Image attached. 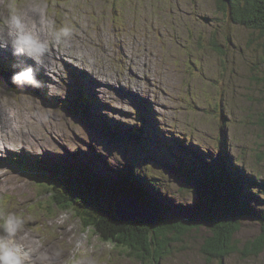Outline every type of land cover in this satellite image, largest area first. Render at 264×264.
I'll return each instance as SVG.
<instances>
[{
	"label": "rangeland",
	"instance_id": "rangeland-1",
	"mask_svg": "<svg viewBox=\"0 0 264 264\" xmlns=\"http://www.w3.org/2000/svg\"><path fill=\"white\" fill-rule=\"evenodd\" d=\"M10 3L48 40L46 60L50 59L52 68L46 73L33 60L23 57L27 60L24 63L13 56L8 48L1 54L6 62L0 67V217L11 212L24 219L17 238L29 252V264L34 260V264H142L137 260L144 257L132 250L128 255L116 243L103 242L96 231H85L72 210L55 208L48 214L49 195L39 190V179L18 166L23 160L44 171L43 160L52 159L63 166L85 164L90 171L100 173L92 161L97 159L105 169L111 168L104 177L125 176L135 166L111 131L139 124L155 136L149 148L156 149L159 156L155 160L149 155L152 169L160 170L159 162L165 161L186 166L185 171L180 168L183 174L165 167L160 173L145 172L143 180L136 174L142 184L140 193L147 196L135 193L127 205L133 209L136 203L141 205L144 214L153 217L152 222L159 216L149 206L154 205L148 197L166 204L160 215L172 219H190L196 204L202 213L206 209L213 213L205 198L204 182L192 175L190 165L206 171L205 165L214 161L224 167L229 163L232 169L225 168L248 188V171L237 169L243 161L236 163L232 158L242 156L255 168L253 172L264 178V35L235 23L225 2L0 0V30ZM65 24L73 28V35L65 42H55L51 32ZM11 59L20 67L35 64L43 86L9 87L11 71L19 70L11 67ZM2 60L0 57V64ZM81 88L92 95L88 105H99L98 112L92 114L96 122L82 112L86 121L79 119L75 113L78 107L70 102L71 95L80 96V91L75 94L73 90ZM69 105L73 106L71 112ZM138 113L145 119L139 120ZM150 117L160 128L155 133ZM224 124L228 127L227 145L216 147ZM128 147L137 161H141L138 153L147 154L139 146ZM171 151L183 154L185 164L170 163L166 156ZM57 175L66 177V173ZM223 179L224 183L206 184L213 189L210 197L217 203L223 192L233 199L239 194L238 186ZM257 186L256 182L252 192L246 191L245 201L260 209L263 202L253 200L260 189ZM202 203L207 206L204 210ZM186 230L189 234L184 241L172 243L174 250L169 257L146 264H264L261 223L250 213L235 233L238 251L223 259L210 258L201 248L205 238L214 236L208 223ZM256 247L261 251L255 253Z\"/></svg>",
	"mask_w": 264,
	"mask_h": 264
},
{
	"label": "trees",
	"instance_id": "trees-1",
	"mask_svg": "<svg viewBox=\"0 0 264 264\" xmlns=\"http://www.w3.org/2000/svg\"><path fill=\"white\" fill-rule=\"evenodd\" d=\"M220 2H225L228 13L231 15V18L235 23L258 31L260 35H264V0H220ZM222 6L224 5L222 4ZM80 96L84 99V104L81 106V110L84 115H88L90 112V108L88 106V100L90 97L89 93L87 90L82 89L80 91ZM75 113H77V111H75ZM148 121H151L149 125L155 133V129H159V127L155 124V119L150 117L148 118ZM261 121L264 125V112L261 114ZM127 126L129 127L125 130L119 129L114 134L115 138H117L120 143L124 144V148L122 149L124 151H128V145L133 144L135 146H139L141 149L144 148L147 154L138 153V157L141 161H137L135 158H132V156H129L127 160L131 161L135 168L125 176L118 175V177H103L99 172L95 173L90 171L88 168L89 166L86 167L85 164H80L78 168L77 165H47L45 163V159L43 160V164H45L46 167L45 171L42 170V168H37L39 165L35 164L32 166L23 164L21 166L32 177H34L35 180L36 178L39 179L37 180V183L40 187H42L39 190L42 192L45 191L44 196L45 193L49 195L46 199L49 203H47L48 214L52 215L53 209L55 208L60 211L72 210L82 221L85 231H96L97 235L100 234V238L103 242L112 244L116 243L123 250H126L128 255H131L129 254L131 250L137 252L139 255L144 257L143 259L137 260L142 264H146L148 261L152 260L158 262L159 259H163L166 256L169 257L174 250L172 243L184 241V238L189 234L186 228H199L205 222L212 227L214 232L213 237L205 238L201 247L204 253H209L210 258L219 257L223 259L231 253L238 251V244L234 242L235 233L238 229H240L244 219L249 218V213L254 215L256 220H260L262 231L260 238L264 239V178L257 176V174L253 172L255 168L252 167L251 164L247 165V161L242 156L232 158L233 162L236 163L243 161V164H239L237 169L243 170L242 168H245L248 171L247 173L250 178H247L246 182L248 183L247 185L249 189L247 187L240 186L237 199H233L231 198V195H228L229 193L223 192L222 199L218 203L216 201L214 202V198L210 197V195L213 194V189L206 188V184L214 183L209 181L207 177L192 174L199 182H204L205 198H208L207 203L210 202L209 206L213 207L214 216H212L213 213L211 211H207L206 204L202 203L204 207L201 208H203V210L206 209L205 214L197 210L199 206L196 204L193 206V211L196 215L194 214V216L190 219L185 221L183 218H168L160 215L162 212H165L166 204L160 203L155 199L148 197L154 206L149 205V203L148 205L152 207L157 216H159L156 218V221L152 223H145L142 221L130 222L119 220L115 214V205L116 201L121 198L122 192L130 195L139 193L146 198V193H140L142 190V184L137 180L139 178L140 180H143L144 178L142 175H145V172L160 173V170L165 167L171 171L177 169L183 174L182 170L185 171L186 169L185 165H169L166 161L159 162V165H161L160 170L152 169L150 167L149 161L151 159L149 155H151L155 160H157L159 156L156 149L150 150L149 148V145L155 140L154 134H151V132L148 131V137H146L144 135L146 132L144 127L139 124H127ZM129 128L132 129L134 133L132 134L133 136H131V133L129 132L131 130ZM221 129L222 132L221 135L219 134L218 136L216 147L224 144L227 145L228 127L224 124ZM169 137L172 142L178 141L176 137ZM181 155L183 157V154ZM181 155H176V152L171 151L166 157L167 159H170V163H172V160H175L178 162L181 161V163L185 164ZM209 155L212 156V152ZM74 156L77 157L78 154L74 153ZM221 158H226L229 160L228 162H230L228 157L222 156ZM145 159L146 163L143 164ZM24 162L26 161L23 160L22 163ZM214 162L206 164V171L201 170V173H205V175L210 177L211 180H214L216 176L215 173H217L220 169H224V172L227 173L225 178L227 179V182H230L228 181V177H232L234 175L231 174L225 167L232 169V166L227 163L224 167L221 164ZM56 172L66 173V177L63 175L56 176ZM44 179L45 181H43ZM110 181L113 184L110 185ZM256 182L260 185L257 186V188L260 189L255 192L257 197H253V200L263 202V206L260 209L258 206H251L248 201H245L246 191L252 192ZM105 188L106 194H104V192L102 193ZM150 190L152 191V189H149L148 191ZM221 192L222 191L219 193ZM255 209H259L261 211L257 212ZM255 249V253L261 251L257 247Z\"/></svg>",
	"mask_w": 264,
	"mask_h": 264
},
{
	"label": "clouds",
	"instance_id": "clouds-1",
	"mask_svg": "<svg viewBox=\"0 0 264 264\" xmlns=\"http://www.w3.org/2000/svg\"><path fill=\"white\" fill-rule=\"evenodd\" d=\"M73 31L72 27L65 24L52 31L51 37L55 42L62 43L73 35ZM7 48H11L13 56L28 57L46 73L49 71L48 65L51 61L46 60L49 55L48 40L34 26L29 25L25 15L17 11L12 3L8 5V15L3 29L0 30V49ZM13 68H19L12 74L13 84L32 88L43 86L33 65L20 67L13 64ZM23 227L24 219L15 213L9 212L0 217V264H29V252L17 238Z\"/></svg>",
	"mask_w": 264,
	"mask_h": 264
},
{
	"label": "water",
	"instance_id": "water-1",
	"mask_svg": "<svg viewBox=\"0 0 264 264\" xmlns=\"http://www.w3.org/2000/svg\"><path fill=\"white\" fill-rule=\"evenodd\" d=\"M10 86H13V88H18L17 85L10 84ZM93 161H95L98 166L101 168L100 170V175L101 176H106L110 171L111 168L109 167V169H105L104 165L102 162L98 161L97 159H93ZM107 170V172H106ZM189 170L192 172V174L195 175H199L201 174L204 177H207L209 181H211L214 184L217 183H224L225 179H223L225 177V175H227L226 172H219L217 171V173H215V179L211 180L210 177H208L207 175H205V173H201V169L197 168L195 165H190ZM210 173V172H209ZM221 180H218V179ZM228 181L234 183L236 186L240 187L243 186V182L240 179V177H237V175H234L232 177H228ZM130 197H132L130 194L127 193H121V198H119L116 201V205H115V209H116V214L118 217L122 218L123 221H144V222H152L153 221V217L151 215H145L142 209V206L139 205L138 203H136L134 201V199H132L135 203H136V208L133 209L132 206H130V208L127 205V202L130 200ZM133 198V197H132Z\"/></svg>",
	"mask_w": 264,
	"mask_h": 264
},
{
	"label": "bare ground",
	"instance_id": "bare-ground-1",
	"mask_svg": "<svg viewBox=\"0 0 264 264\" xmlns=\"http://www.w3.org/2000/svg\"><path fill=\"white\" fill-rule=\"evenodd\" d=\"M8 50L12 51L11 49H8ZM17 58L20 59L21 61L24 60V63L27 61V60L24 59L23 57H17ZM25 58L29 59L28 57H25ZM47 59H48V58H47ZM53 59L55 60V58H53ZM31 62H32V61H31ZM31 62L28 61V63H31ZM31 64H32V65H35V64H33V63H31ZM0 65H3V63H1ZM50 65H51V64L48 65L49 68H51ZM24 66H26V65H24ZM50 70H52V68H51ZM44 73H45V72H44ZM12 74H13V73H12ZM28 87H29V86H28ZM5 116H6V115H5ZM24 161H26V160H24ZM34 163H37V162H34ZM45 163H46L47 165H49V164H54V161H53L52 159H50V160L46 159V160H45ZM23 164L26 165L27 162H24ZM111 184H113V183H111ZM241 187H242V186H241ZM37 252H38V251H37ZM34 262H35V260L33 261L32 264H34Z\"/></svg>",
	"mask_w": 264,
	"mask_h": 264
}]
</instances>
